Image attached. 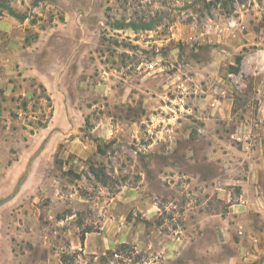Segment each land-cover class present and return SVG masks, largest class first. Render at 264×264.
<instances>
[{
    "label": "rangeland",
    "instance_id": "rangeland-1",
    "mask_svg": "<svg viewBox=\"0 0 264 264\" xmlns=\"http://www.w3.org/2000/svg\"><path fill=\"white\" fill-rule=\"evenodd\" d=\"M4 14L43 83L0 102V264H264V0ZM118 226L129 242L94 253Z\"/></svg>",
    "mask_w": 264,
    "mask_h": 264
},
{
    "label": "crops",
    "instance_id": "crops-1",
    "mask_svg": "<svg viewBox=\"0 0 264 264\" xmlns=\"http://www.w3.org/2000/svg\"><path fill=\"white\" fill-rule=\"evenodd\" d=\"M23 26H25V24L11 18L10 16L5 14L0 15V102L3 98L11 99V97L13 98L16 95L20 86L17 81L20 79L33 76L35 79L37 78L43 83L38 63L36 62L37 53L34 54L35 62L31 65L32 68L29 71L23 69L22 55L25 56L28 51L31 52V49H34V47L26 45V34ZM16 61L17 64H20L19 68L14 67ZM45 86L48 91L51 92H54L55 89L58 90L59 78L55 84L51 83L50 86ZM22 94L25 95V93ZM218 190L219 188H216L215 191ZM127 229H129L127 226H118L112 229L110 234H103L99 239V246L91 250H93L94 253H98L113 249L118 244L129 242L131 238L129 239V232ZM130 230L132 229L130 228ZM251 239V246L253 245L257 247L255 243L264 240V230L260 237ZM88 240L89 236L86 241ZM85 246H88V242H85ZM262 252H264V246L259 245V253ZM247 255H249L250 258H257V253L254 251H250Z\"/></svg>",
    "mask_w": 264,
    "mask_h": 264
},
{
    "label": "water",
    "instance_id": "water-1",
    "mask_svg": "<svg viewBox=\"0 0 264 264\" xmlns=\"http://www.w3.org/2000/svg\"><path fill=\"white\" fill-rule=\"evenodd\" d=\"M32 162V161H31ZM30 166V163H29ZM25 179H22L20 181V184L16 187L15 192L11 195L10 199H13L17 193V191L21 188V186L24 184ZM6 201H0V206H2Z\"/></svg>",
    "mask_w": 264,
    "mask_h": 264
},
{
    "label": "trees",
    "instance_id": "trees-1",
    "mask_svg": "<svg viewBox=\"0 0 264 264\" xmlns=\"http://www.w3.org/2000/svg\"><path fill=\"white\" fill-rule=\"evenodd\" d=\"M9 13L12 15V16H16L15 13L11 10V9H8ZM144 28H149V24L147 25H143ZM119 28H123V26H120ZM136 29H138V27H135ZM239 63L241 62V59H238Z\"/></svg>",
    "mask_w": 264,
    "mask_h": 264
}]
</instances>
